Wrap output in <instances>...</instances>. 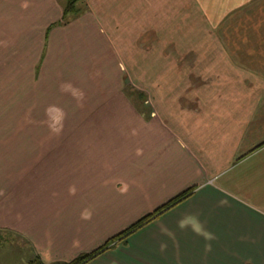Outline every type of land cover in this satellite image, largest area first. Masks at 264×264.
<instances>
[{
	"label": "crops",
	"instance_id": "obj_1",
	"mask_svg": "<svg viewBox=\"0 0 264 264\" xmlns=\"http://www.w3.org/2000/svg\"><path fill=\"white\" fill-rule=\"evenodd\" d=\"M257 1L86 0L47 35L64 16L58 0H0V71L31 73L23 85L68 115L9 147L0 235L44 264L70 262L197 187L89 264H264V18L230 16ZM67 34L88 55L107 46L116 73L132 62L148 73L151 112L117 81L88 78L93 64L74 58Z\"/></svg>",
	"mask_w": 264,
	"mask_h": 264
},
{
	"label": "rangeland",
	"instance_id": "obj_2",
	"mask_svg": "<svg viewBox=\"0 0 264 264\" xmlns=\"http://www.w3.org/2000/svg\"><path fill=\"white\" fill-rule=\"evenodd\" d=\"M59 4L63 6V9L68 6L69 0H58ZM254 9L253 13H247L248 7L244 9H237L231 13L232 15L244 14V18L253 19L260 17L264 18V0H258L253 4ZM86 0H81L79 3L75 4V8L72 12L63 16L60 25H56V27H65L70 23L74 22L78 18L82 17L86 11ZM250 16V17H249ZM230 17L228 18V20ZM54 27V28H56ZM208 27V25H207ZM218 29V28H217ZM215 29V30H217ZM229 31L227 25H224L220 31ZM51 30L50 32H52ZM208 33V28L206 29ZM245 31V30H244ZM49 32V34H50ZM53 33V32H52ZM48 35V34H47ZM66 41L70 44L69 49H75L77 52L74 54L75 59H80L82 61H88V65L90 67L92 62L93 73L90 74V70L87 72L88 78L93 76L95 80H99L104 78L109 81H117L119 84L123 86V92L129 99L132 106L136 109V105L140 106L145 112L146 115L151 112V109L148 110V107L151 108L149 104V78L148 73L139 72L138 70H129V68H134V62H132L129 66L126 65V70L121 73H116L115 66H109L106 61L110 57L108 53L107 46L102 49L100 43L96 44L94 51L91 50L92 55L87 54V50L80 46L72 47L70 36L67 34L65 36ZM77 40V38H76ZM74 41V40H73ZM99 40L95 41L98 42ZM209 41H207L208 43ZM226 43L230 42V39L225 41ZM94 43V42H93ZM210 43V42H209ZM231 43V42H230ZM226 45L225 47H228ZM91 49V48H90ZM89 49V50H90ZM103 51L106 55L104 57ZM133 57L128 58L125 56L126 61L130 59L139 60L138 55L134 57V52L132 53ZM93 57V58H92ZM120 58L123 56L119 55ZM87 58V59H86ZM92 58V60H91ZM144 59V58H143ZM142 59V61H143ZM143 63V62H142ZM104 64V65H103ZM5 67V66H4ZM86 73V72H85ZM89 73V74H88ZM31 73L27 72H17V71H0V166L4 165V160L7 155V151L9 147H15L20 145L23 138L36 137L37 128H49L48 127V119L50 118L52 122L55 124L57 128H65L67 127V117L68 115H62L56 113L55 109H51L58 115H43L38 113L39 108L44 112L47 109L45 103H52L54 100L52 99L49 102L44 100L42 96L44 93L33 86H25V80L29 78ZM75 76V75H74ZM74 76L72 79H74ZM33 80V77L31 78ZM67 79H70L67 77ZM116 82V83H117ZM72 91V90H71ZM79 89H76L75 92L78 93ZM143 94L141 97L139 95ZM148 100L147 103H144L145 100ZM28 107V108H27ZM137 110V109H136ZM51 112V111H50ZM48 112V113H50ZM47 113V114H48ZM49 131V130H48ZM27 134H29L27 136ZM53 136H48L42 134L41 142L48 144ZM18 154V153H17ZM22 159V158H21ZM22 166L18 168L15 167L18 171L22 172ZM1 173L5 172V168H0ZM16 174V173H15ZM21 174H19L20 176ZM0 235V264H31L34 262L38 256H35L36 253L33 251L30 245V249L24 246L21 240L14 238V240L8 236V234ZM73 261V260H72ZM39 264V263H36Z\"/></svg>",
	"mask_w": 264,
	"mask_h": 264
},
{
	"label": "trees",
	"instance_id": "obj_3",
	"mask_svg": "<svg viewBox=\"0 0 264 264\" xmlns=\"http://www.w3.org/2000/svg\"><path fill=\"white\" fill-rule=\"evenodd\" d=\"M79 1H81V0H69V4L64 10V16L66 14L72 12L75 8V4L79 3ZM86 6H87V4H86ZM60 23L61 22L50 27L47 34L50 32V30L53 27H56V25H60ZM139 96L143 97L144 95L141 94ZM144 103H145V101H144ZM136 106H137L136 109L138 111L142 112V114H144V115L146 114L145 111L140 106H138V104ZM196 188L197 187L191 188V189L185 191L184 193L176 196L175 198L171 199L170 201H168L167 203H165L164 205L159 207L157 210H155L153 213L146 215L145 217H143L142 219H140L139 221L134 223L132 226H130L125 231H122L121 233H119V234L115 235L114 237H112L111 239H109L103 246L95 249L94 251H92L90 253L82 254L70 262H57V263H52V264H89V263L93 262L95 259L102 256L107 251L116 248L120 244H126L127 240L132 235H134L139 230L146 227L150 223L154 222L159 217H161L162 215H164L165 213H167L168 211H170L171 209H173L174 207H176L177 205L181 204L186 199H188L193 194V192L196 190ZM36 263L44 264L39 257H37V259L34 262H32L31 264H36Z\"/></svg>",
	"mask_w": 264,
	"mask_h": 264
},
{
	"label": "clouds",
	"instance_id": "obj_4",
	"mask_svg": "<svg viewBox=\"0 0 264 264\" xmlns=\"http://www.w3.org/2000/svg\"><path fill=\"white\" fill-rule=\"evenodd\" d=\"M21 7L24 8V9H27V8L29 7V4H28L27 2L22 3V4H21ZM60 92H61L62 94H71V93H70V85H68V84H61V85H60ZM53 107H56L58 111H62L58 106H56V105H50L49 108L45 110V111H46V115H47L48 112L51 111V109H52ZM48 127H49L50 131H53V132H56V131L59 130V129L55 126V124L52 122V120H51L50 118L48 119Z\"/></svg>",
	"mask_w": 264,
	"mask_h": 264
}]
</instances>
